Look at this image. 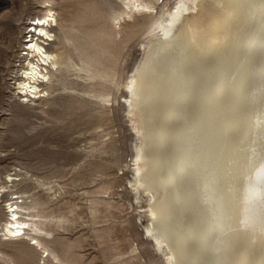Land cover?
<instances>
[{
  "label": "bare ground",
  "instance_id": "1",
  "mask_svg": "<svg viewBox=\"0 0 264 264\" xmlns=\"http://www.w3.org/2000/svg\"><path fill=\"white\" fill-rule=\"evenodd\" d=\"M53 9L29 25L21 93L46 92L60 64ZM152 23L124 85L145 234L165 264H264V0H179ZM15 203L3 236H29L66 264Z\"/></svg>",
  "mask_w": 264,
  "mask_h": 264
},
{
  "label": "rangeland",
  "instance_id": "2",
  "mask_svg": "<svg viewBox=\"0 0 264 264\" xmlns=\"http://www.w3.org/2000/svg\"><path fill=\"white\" fill-rule=\"evenodd\" d=\"M178 1L0 0V264H52L29 236H3L16 201L38 215L49 232L40 239L66 264H165L129 183L135 137L124 85L152 22ZM48 6L59 21L49 48L62 65L40 81L44 94L21 93L24 43L38 37L29 25Z\"/></svg>",
  "mask_w": 264,
  "mask_h": 264
},
{
  "label": "built area",
  "instance_id": "3",
  "mask_svg": "<svg viewBox=\"0 0 264 264\" xmlns=\"http://www.w3.org/2000/svg\"><path fill=\"white\" fill-rule=\"evenodd\" d=\"M31 37V36H30ZM31 39V38H30ZM30 39H28V40H30Z\"/></svg>",
  "mask_w": 264,
  "mask_h": 264
},
{
  "label": "snow or ice",
  "instance_id": "4",
  "mask_svg": "<svg viewBox=\"0 0 264 264\" xmlns=\"http://www.w3.org/2000/svg\"><path fill=\"white\" fill-rule=\"evenodd\" d=\"M262 183H264V181H262Z\"/></svg>",
  "mask_w": 264,
  "mask_h": 264
}]
</instances>
